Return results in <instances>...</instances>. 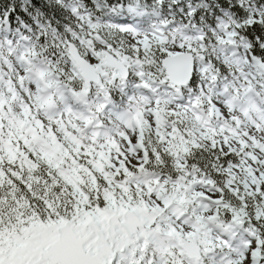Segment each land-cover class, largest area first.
<instances>
[{
    "label": "snow or ice",
    "instance_id": "1",
    "mask_svg": "<svg viewBox=\"0 0 264 264\" xmlns=\"http://www.w3.org/2000/svg\"><path fill=\"white\" fill-rule=\"evenodd\" d=\"M0 264H264V0H0Z\"/></svg>",
    "mask_w": 264,
    "mask_h": 264
}]
</instances>
